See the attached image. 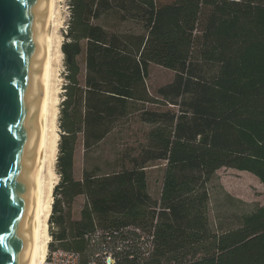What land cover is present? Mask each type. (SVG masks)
Segmentation results:
<instances>
[{
	"label": "trees",
	"instance_id": "16d2710c",
	"mask_svg": "<svg viewBox=\"0 0 264 264\" xmlns=\"http://www.w3.org/2000/svg\"><path fill=\"white\" fill-rule=\"evenodd\" d=\"M68 3L48 248L77 253L79 264H105L106 252L114 264H264V206L213 229L208 187L223 167L264 184V0ZM151 64L174 72L154 93ZM132 123L142 141L93 163ZM158 162L154 199L147 170Z\"/></svg>",
	"mask_w": 264,
	"mask_h": 264
},
{
	"label": "water",
	"instance_id": "95a60500",
	"mask_svg": "<svg viewBox=\"0 0 264 264\" xmlns=\"http://www.w3.org/2000/svg\"><path fill=\"white\" fill-rule=\"evenodd\" d=\"M47 0H0V264H32Z\"/></svg>",
	"mask_w": 264,
	"mask_h": 264
},
{
	"label": "rangeland",
	"instance_id": "374dc122",
	"mask_svg": "<svg viewBox=\"0 0 264 264\" xmlns=\"http://www.w3.org/2000/svg\"><path fill=\"white\" fill-rule=\"evenodd\" d=\"M68 0H62L60 2V27L56 30V40L58 43V60L55 74V131L58 139L60 135L59 128V112L60 104L64 99V85L65 79V65L63 61V54L61 52V43L64 39L63 35L67 28L69 20L70 9L68 6ZM124 28L139 31V25L134 21H127L123 23ZM174 72L159 65L151 64L149 69V79L147 84L151 92L172 80ZM143 131H145L138 123L129 124V128L123 131L119 138L114 139L110 137L97 151L93 154V163L105 167V164L109 163L115 158L114 152L122 151L130 146H135L143 139ZM53 160V188L51 202L54 200V187L59 181V174L56 169V159L58 155V140L57 150ZM75 167L79 169L81 165V152L80 146L77 147L75 156ZM163 162L156 163L155 167L147 170L148 172V184L149 192L155 199L158 196L159 188L162 181ZM210 201H209V223L213 229H217V224L222 223L223 227L232 226L237 221L238 217L245 212H250L257 206H264V184H262L254 175L246 171H239L231 168H221L216 171L214 177L210 181L209 185ZM226 195L233 197L237 201L230 200ZM84 198L78 197L72 206L73 216L78 217L79 211L83 206ZM52 211V210H51ZM47 232L50 234V224ZM50 239V238H49ZM51 249L48 248L46 257L51 255ZM51 258V257H50Z\"/></svg>",
	"mask_w": 264,
	"mask_h": 264
},
{
	"label": "bare ground",
	"instance_id": "6f19581e",
	"mask_svg": "<svg viewBox=\"0 0 264 264\" xmlns=\"http://www.w3.org/2000/svg\"><path fill=\"white\" fill-rule=\"evenodd\" d=\"M47 0L44 25V82L41 92L38 126V164L33 188V208L30 220V261L46 264L49 235L48 218L51 212L53 160L58 136L55 131V74L58 60L56 30L60 27V2Z\"/></svg>",
	"mask_w": 264,
	"mask_h": 264
},
{
	"label": "built area",
	"instance_id": "2783aa9c",
	"mask_svg": "<svg viewBox=\"0 0 264 264\" xmlns=\"http://www.w3.org/2000/svg\"><path fill=\"white\" fill-rule=\"evenodd\" d=\"M104 256L105 264H114L115 260L110 252L104 253ZM46 264H79V256L73 251L55 250L46 258ZM87 264H97V262L93 260Z\"/></svg>",
	"mask_w": 264,
	"mask_h": 264
},
{
	"label": "crops",
	"instance_id": "0c3cea01",
	"mask_svg": "<svg viewBox=\"0 0 264 264\" xmlns=\"http://www.w3.org/2000/svg\"><path fill=\"white\" fill-rule=\"evenodd\" d=\"M76 152H77V149H76ZM76 152H75V156H76ZM80 152H81V165H80L79 169H76V167H75L77 175L80 174V171H81V168H82V153L83 152H82L81 146H80Z\"/></svg>",
	"mask_w": 264,
	"mask_h": 264
}]
</instances>
